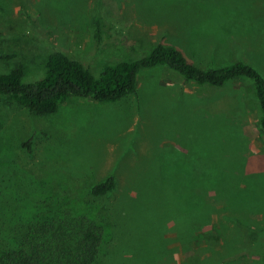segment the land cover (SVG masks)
Segmentation results:
<instances>
[{"label": "rangeland", "instance_id": "obj_1", "mask_svg": "<svg viewBox=\"0 0 264 264\" xmlns=\"http://www.w3.org/2000/svg\"><path fill=\"white\" fill-rule=\"evenodd\" d=\"M157 43L203 69L241 61L264 77V0H0V73L21 66L23 82L44 75L53 51L98 76ZM193 163L206 182L202 220L156 201L188 200ZM108 175L114 190L93 198ZM59 202L102 219L95 264H264V134L250 81L201 85L154 66L121 100L69 97L47 115L0 94V237Z\"/></svg>", "mask_w": 264, "mask_h": 264}, {"label": "trees", "instance_id": "obj_2", "mask_svg": "<svg viewBox=\"0 0 264 264\" xmlns=\"http://www.w3.org/2000/svg\"><path fill=\"white\" fill-rule=\"evenodd\" d=\"M99 33V32H97ZM96 33V37L98 34ZM167 67L182 76L184 81L208 86H223L229 81L251 83L256 104V118L264 134V77L250 64L235 61L219 67L200 68L190 62L174 46L157 43L148 54L132 61H119L104 66L98 76L80 61L62 51H53L47 57L44 75L33 82H23L21 66L0 73V94L17 102L30 114L54 113L69 97L95 102H113L136 90L137 74L141 69ZM188 200H177L173 206L154 198L173 211L202 220L205 214L206 186L198 176L195 163L187 165ZM195 170V171H193ZM201 187H196L201 185ZM113 175L94 183L89 194L93 198L106 197L115 188ZM186 191V192H187ZM150 194V193H149ZM145 200L151 201L145 196ZM38 214L26 223L15 225L11 235L0 237V264H95L102 249L107 246V232L102 219L91 216L88 210L78 211L66 202ZM160 207V206H159ZM151 214L152 210H145ZM151 251L147 246L141 254ZM143 254V255H144ZM143 264V262L141 263Z\"/></svg>", "mask_w": 264, "mask_h": 264}]
</instances>
